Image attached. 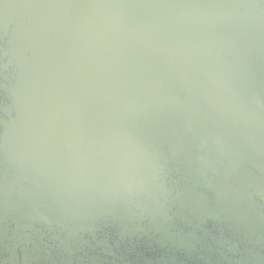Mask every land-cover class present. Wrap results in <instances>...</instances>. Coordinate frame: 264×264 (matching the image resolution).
Wrapping results in <instances>:
<instances>
[{
    "label": "water",
    "instance_id": "water-1",
    "mask_svg": "<svg viewBox=\"0 0 264 264\" xmlns=\"http://www.w3.org/2000/svg\"><path fill=\"white\" fill-rule=\"evenodd\" d=\"M0 264H264V0H0Z\"/></svg>",
    "mask_w": 264,
    "mask_h": 264
}]
</instances>
